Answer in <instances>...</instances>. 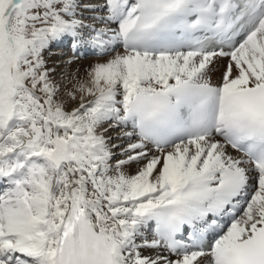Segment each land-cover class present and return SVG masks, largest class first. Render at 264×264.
I'll list each match as a JSON object with an SVG mask.
<instances>
[{
  "label": "snow or ice",
  "instance_id": "6c2138e0",
  "mask_svg": "<svg viewBox=\"0 0 264 264\" xmlns=\"http://www.w3.org/2000/svg\"><path fill=\"white\" fill-rule=\"evenodd\" d=\"M0 264H264V0H0Z\"/></svg>",
  "mask_w": 264,
  "mask_h": 264
}]
</instances>
